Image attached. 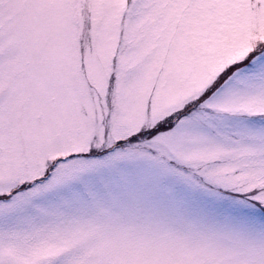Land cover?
I'll use <instances>...</instances> for the list:
<instances>
[{
    "label": "snow or ice",
    "instance_id": "obj_1",
    "mask_svg": "<svg viewBox=\"0 0 264 264\" xmlns=\"http://www.w3.org/2000/svg\"><path fill=\"white\" fill-rule=\"evenodd\" d=\"M0 264H264V0H0Z\"/></svg>",
    "mask_w": 264,
    "mask_h": 264
}]
</instances>
